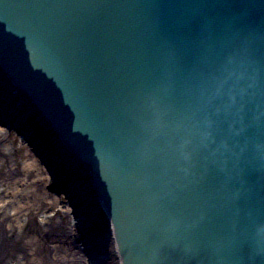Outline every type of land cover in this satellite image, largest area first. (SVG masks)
<instances>
[{
  "label": "water",
  "instance_id": "95a60500",
  "mask_svg": "<svg viewBox=\"0 0 264 264\" xmlns=\"http://www.w3.org/2000/svg\"><path fill=\"white\" fill-rule=\"evenodd\" d=\"M0 67L90 166L124 264H264V0H0Z\"/></svg>",
  "mask_w": 264,
  "mask_h": 264
},
{
  "label": "bare ground",
  "instance_id": "6f19581e",
  "mask_svg": "<svg viewBox=\"0 0 264 264\" xmlns=\"http://www.w3.org/2000/svg\"><path fill=\"white\" fill-rule=\"evenodd\" d=\"M20 90L25 93V91H23L22 88H20ZM30 100H31L30 106L28 107V104L27 105L23 104L21 109L22 110L27 109L28 111L37 110V114H39L42 117V121L47 126L48 125L50 126L49 129L52 131L54 127L52 126V123L48 121L49 117L44 114L41 108L32 99ZM9 101L6 104L7 109H10L11 105H13ZM15 116H16L15 120L19 119L18 121L20 122L21 121L20 116H22V113L21 112L18 114L15 113ZM22 120L26 127L23 129L24 130L23 134L26 135L27 138L29 137L30 134V137L33 136L35 137V139H37L35 140V143L36 142L38 143V140H40L41 136L37 132L36 134L33 133V130L30 129V124L28 123L29 120L27 119H22ZM7 135H8L7 131H5L4 128L3 129L0 128V138L6 139L5 136ZM13 149H14L13 145L12 144L10 145L9 142H4L0 144V152L4 151V154L6 152L10 153ZM50 157L52 158V161H56L55 160L56 158L52 153H50ZM24 168L25 167L23 168L21 167V170H23ZM26 168L32 169L33 164L31 162L27 163ZM22 172L21 174H23ZM24 175L27 176V172L26 173L24 172ZM4 181L5 184L8 186L11 184L15 185L16 183V179L14 177L13 178L10 177L7 180L5 179ZM68 187H70V190L72 189L73 191V187L71 184H69ZM21 190L23 195L26 196L25 199H27V197L30 196L34 197L32 201L34 202V204H32L31 201L25 203H19L17 201L7 199L6 201H4L2 205H0V264H101L106 262L107 257L99 253H96L98 254L97 257H95L96 260L92 261V259L89 258L87 254L85 255L83 254V252H81V243L80 244L76 243V246L78 247L79 251L73 252L72 249L73 247L70 246L69 240H72L71 243H73L74 239L72 237L75 236L76 238L78 234L81 233V230L82 232H85L84 227L82 225L81 226L77 225V223H75L74 220L72 222L71 221L69 222L68 228L66 229L60 228L61 238H58L55 241H51V242L46 241L45 236L43 238L42 234L44 231L50 228V225L54 226L55 225L54 222L56 220L55 218H53V214L52 213L49 214L48 210L45 209L43 205V200L45 199L44 196L36 195L35 192L33 191L29 192V190L26 187L25 189L22 188ZM70 195L71 197L78 198V200H76L75 202L76 208L79 209L77 210L78 211L77 214L80 216H84V214L86 213L85 205L86 207L88 206L89 198L83 197V195L86 196V194L83 192L81 187L74 190ZM14 202L15 205L11 206V204L12 203L14 204ZM101 203L103 204V202L100 201L99 205ZM103 207L105 208L104 204ZM35 209L39 214L43 215V219L39 224H35L31 222L32 220L31 215L35 213ZM37 212L36 214H34V216L38 214ZM106 213H107V217H105V221L107 220L109 225L107 232L110 234L108 236L109 238L108 241L107 239H105L104 242L106 241H107L106 243L110 242L109 244L110 246L112 245V250H114L118 255V260H119L118 263L124 264V260L121 258V256L118 253L119 251L118 244L114 239L113 223L108 215V212ZM60 225L61 223L55 225L54 227L56 228V226H60ZM92 225L93 224H91L90 227L87 228L89 229L88 230L89 232H91ZM99 228L100 229H98V231H100L101 234H103L101 231L102 228L100 226ZM84 240H85L84 244H87L86 248L89 247L88 252L89 254H91V250L92 251L95 250L92 249L93 246L91 248V245L88 244L86 238ZM102 242L103 241H101L100 243ZM73 256L75 257V259L73 258ZM69 257H72L70 263H65Z\"/></svg>",
  "mask_w": 264,
  "mask_h": 264
},
{
  "label": "rangeland",
  "instance_id": "374dc122",
  "mask_svg": "<svg viewBox=\"0 0 264 264\" xmlns=\"http://www.w3.org/2000/svg\"><path fill=\"white\" fill-rule=\"evenodd\" d=\"M26 98V97H25ZM2 128V126H0ZM10 134H8L9 140L7 142H10V145L12 144L15 146V149L11 151L9 154L3 155L4 152H0V205L7 199L17 201L19 203H25L31 201L32 204H34L33 196L27 197L23 195L22 188L25 189V187L29 190V192L33 191L36 195L44 196L43 205L46 210H48L49 214L55 215V225H58L61 223L60 226H56V228H52V236L53 233L56 235L55 240L58 238H61V232L60 228L66 229L68 228L69 222L73 221V219H76L72 216V208L74 209L75 202L77 199H69L68 197H64L65 195H60L58 193H55L51 190H53V185H56L58 182V174L62 175V172L58 171L55 172L56 175L50 177V171L47 170L46 165H44L40 158L34 153L32 148L29 146V144L23 140L16 131L7 130ZM1 144V142H0ZM16 150V151H15ZM64 156V164H67L68 151L63 152ZM8 157V158H7ZM72 159V157H70ZM4 161V162H3ZM72 161L75 163V169H79L83 167V164H79L78 161ZM32 163L33 168L28 169L26 168L27 163ZM21 167H25L23 170H21ZM29 170V171H28ZM27 172V176L24 175ZM21 172L23 174H21ZM57 176V177H56ZM10 177H14L16 179L15 185H6L5 179L7 180ZM72 186H75L76 189L82 186L83 190L86 191V196L83 195V197L89 198V204L86 207L87 212L85 213V218H79V223L84 224L87 226L90 223V219L94 216V219H92L93 225L91 226V232H89V237L87 239V242L93 246V249L95 251L91 250V257L93 258V261L96 260L95 257H97L98 254H102L107 257L106 262L101 264H119L118 263V255L117 253L112 250V245L110 246V242L106 243L108 241V236L110 233H108V221H105V213L101 209V206L99 205L98 198L95 196V192L93 191V184L90 179L89 172H83L79 176H75L72 179ZM49 186H52V189L49 188ZM8 188V189H6ZM75 189V190H76ZM5 190V192H4ZM32 194V193H31ZM68 199V200H67ZM75 200V202H74ZM74 202V203H73ZM38 204V203H37ZM12 203L11 206H14ZM10 206V208H11ZM80 206V204H79ZM76 208V206H75ZM37 210L35 209L36 214ZM31 215V222L33 223H39L43 219L42 214H37L34 216ZM91 217V218H90ZM83 219L82 223L81 220ZM78 220V219H77ZM30 222V224H31ZM54 225V226H55ZM99 226L102 228V233L98 231ZM89 230V229H88ZM64 233V231H63ZM94 235H93V234ZM50 237V236H48ZM71 239V238H70ZM107 239L106 242L104 240ZM69 240V238H68ZM72 240H69L70 246L73 247V252L79 251L78 247L76 246V242L74 241L71 243ZM84 241V240H83ZM103 241L102 243H100ZM105 244V245H104ZM107 244V245H106ZM84 245V244H83ZM112 250V251H110ZM88 248L84 245V248L81 247V252L83 254H87L89 258L90 255L88 254ZM108 255V256H107ZM70 258V257H69ZM75 259V257L73 256ZM70 263V261L68 262Z\"/></svg>",
  "mask_w": 264,
  "mask_h": 264
}]
</instances>
